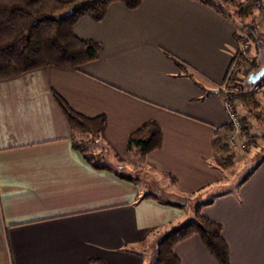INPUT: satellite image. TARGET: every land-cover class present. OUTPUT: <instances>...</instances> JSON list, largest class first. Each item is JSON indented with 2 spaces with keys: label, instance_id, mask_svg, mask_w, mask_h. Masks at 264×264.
Instances as JSON below:
<instances>
[{
  "label": "crops",
  "instance_id": "obj_1",
  "mask_svg": "<svg viewBox=\"0 0 264 264\" xmlns=\"http://www.w3.org/2000/svg\"><path fill=\"white\" fill-rule=\"evenodd\" d=\"M73 30L101 45L95 60L0 80V264H152L157 242L192 218L186 201L200 193L199 203L213 200L201 212L221 224L229 264H264V160L234 190L214 192L224 184L214 139L229 133L218 90L238 49L234 23L194 0H141L135 9L116 1ZM52 91L81 114H104L97 140L72 131ZM243 118L257 127L252 114ZM147 120L160 127V147L127 150ZM74 139L111 170L87 163ZM149 192L181 202L141 197ZM173 251L180 264H220L197 234Z\"/></svg>",
  "mask_w": 264,
  "mask_h": 264
},
{
  "label": "trees",
  "instance_id": "obj_2",
  "mask_svg": "<svg viewBox=\"0 0 264 264\" xmlns=\"http://www.w3.org/2000/svg\"><path fill=\"white\" fill-rule=\"evenodd\" d=\"M116 1L123 3L129 9H135L141 3V0H0V80L16 77L47 65L68 68L95 60L101 45L91 39L77 37L73 30L74 24L83 16H88L94 21L102 20L108 5ZM194 1L208 5L230 19L237 30V41L243 35L248 38L253 53L249 57L247 53L234 56L231 64L240 65L245 61L249 71H258L264 63V34L258 24V13L260 14L261 8L248 0ZM179 64L182 68L183 65ZM262 79L264 75L260 80ZM225 83L218 91L224 94L225 98L237 100L246 110V114H253V108L259 105L256 98L258 91H252L254 85H247L245 79V82L233 91ZM51 94L72 131L89 133L94 140L98 139L105 121L104 114L88 117L75 111L55 91ZM254 116L258 118L256 114ZM223 128L228 132L232 129L229 123ZM243 128L246 130V127ZM262 136L264 137V131ZM87 143L88 141L83 139H74L72 145L82 153L84 160L92 167L111 170L110 166L104 164L100 154L86 150ZM161 143L160 127L154 120H147L129 134L126 148L129 151L137 150L139 153L146 154L159 148ZM214 147L222 164L232 165L235 153L227 143V136H216ZM263 160L264 151L257 156L255 166L240 180L239 185ZM114 172H118V176L122 179L136 180L121 169H116ZM141 197H152L165 204L179 203L163 198L162 193L156 192L144 193ZM212 201L209 199L195 204L192 218L157 242L152 264H180L173 247L177 242L193 234L200 237L203 245L220 264H229V250L222 237L221 224L204 216L201 212L202 207L211 204ZM88 264L106 263L102 259L91 258Z\"/></svg>",
  "mask_w": 264,
  "mask_h": 264
},
{
  "label": "rangeland",
  "instance_id": "obj_3",
  "mask_svg": "<svg viewBox=\"0 0 264 264\" xmlns=\"http://www.w3.org/2000/svg\"><path fill=\"white\" fill-rule=\"evenodd\" d=\"M260 18V14L258 13V20L261 23L259 25L261 27V30L264 32V21H261ZM237 44H239L238 41ZM252 53L253 49L250 44L249 50L247 51V56L249 57ZM245 65V61L240 63L236 77L233 80V83H231V85L229 86L232 88L233 91L238 89L241 84L245 82V79H247L249 73L252 72L249 71ZM256 95L257 100L259 101V105L253 108L252 115L254 116V114H256L258 116V119L256 120L257 127L254 128V122H251V120H248L249 123H246L247 125L244 124V126L246 127V129H248L249 133L258 132V129L260 130L259 132L263 135L262 132L264 131V94L262 91H258ZM234 104L236 105V108L238 109V112L244 121L243 117L245 115L246 110L240 106L237 100L234 101ZM246 109H249V107H246ZM248 118L250 117L248 116ZM248 127H251L252 129L250 130V128ZM231 149L235 153L232 165L225 166V175L223 178L224 184L214 188V192H225L228 190H234L239 185L240 180L255 166L257 162V156L264 151V137H252L251 143H249V145L245 149H241L239 146L231 147ZM151 181L152 179L150 177L143 178V182L145 184L151 183ZM163 198L181 202V199L177 197H167L166 195H163ZM205 198L206 197H204V193H200L195 197L189 198L186 201V205L187 207L195 206V204L204 201Z\"/></svg>",
  "mask_w": 264,
  "mask_h": 264
},
{
  "label": "built area",
  "instance_id": "obj_4",
  "mask_svg": "<svg viewBox=\"0 0 264 264\" xmlns=\"http://www.w3.org/2000/svg\"><path fill=\"white\" fill-rule=\"evenodd\" d=\"M253 2L256 6L260 7V20L264 21V5L261 0H248ZM238 49L235 53L237 55H245L248 51L250 46L249 40L246 36H241L238 39ZM239 65L237 63H233L230 68L228 69L226 75V85L230 86L233 83V80L236 77ZM252 91H262L264 93V79L259 80L256 82L252 88ZM224 107L228 117V123L231 125L232 129L227 135V143L230 147L239 146L241 149L247 148L249 143L252 140V134L246 132L243 127L244 121L240 116L234 101L230 97H226L224 100Z\"/></svg>",
  "mask_w": 264,
  "mask_h": 264
},
{
  "label": "water",
  "instance_id": "obj_5",
  "mask_svg": "<svg viewBox=\"0 0 264 264\" xmlns=\"http://www.w3.org/2000/svg\"><path fill=\"white\" fill-rule=\"evenodd\" d=\"M263 75H264V63L258 71L249 73L246 79L247 85L249 86L254 85L256 82H258L263 77Z\"/></svg>",
  "mask_w": 264,
  "mask_h": 264
}]
</instances>
